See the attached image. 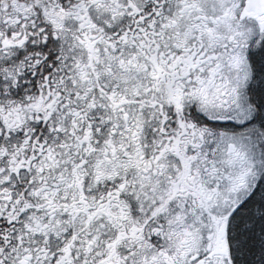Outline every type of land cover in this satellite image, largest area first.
I'll return each instance as SVG.
<instances>
[{
	"label": "snow or ice",
	"instance_id": "1",
	"mask_svg": "<svg viewBox=\"0 0 264 264\" xmlns=\"http://www.w3.org/2000/svg\"><path fill=\"white\" fill-rule=\"evenodd\" d=\"M0 264H264V0H0Z\"/></svg>",
	"mask_w": 264,
	"mask_h": 264
}]
</instances>
